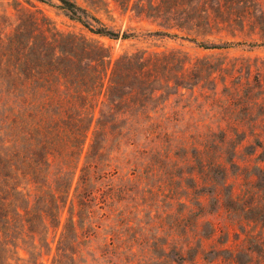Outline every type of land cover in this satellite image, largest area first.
Returning a JSON list of instances; mask_svg holds the SVG:
<instances>
[{"label": "rangeland", "instance_id": "obj_1", "mask_svg": "<svg viewBox=\"0 0 264 264\" xmlns=\"http://www.w3.org/2000/svg\"><path fill=\"white\" fill-rule=\"evenodd\" d=\"M137 1L130 0L127 5L125 0H77L107 27L127 35L110 39L88 32L50 4L0 0V18L12 26L18 16L31 13L60 32L98 39L110 47L111 65L124 53L146 61L159 58L158 78L164 92L153 105L161 104L160 108L166 104L165 112L177 114L180 120L181 132L171 138L145 140L116 131L102 133L97 138V155H93L98 109L107 110L104 104L99 105L79 163V168L85 160L97 163V172L90 171L84 189L81 172H76L61 216L62 228L71 215L70 200L77 204L83 194L99 189L93 193L92 203H97L94 208L101 225L77 254L76 262L108 264L99 255L105 236L111 229L124 230L118 224L124 218L133 226L127 233L123 231L126 237L134 233L152 241L154 236H161L156 252H162V242L166 241L171 252L163 264L175 258V248L186 259L195 256L197 260L182 264H211L212 260L214 264H264V136L249 134L253 127L246 116L241 122L224 123L225 134L214 124L196 127L197 122L207 120L203 109L214 97V83L220 91L223 78L229 80L236 68L244 73L249 67L260 69L264 83V0H164L159 8L151 7L150 0H140L144 6ZM202 44L227 47L204 48ZM167 83L170 88L165 87ZM176 84L187 88L177 92ZM252 113L256 117L258 111L252 109ZM122 122L125 118H118L117 123ZM236 128L242 130L240 134L233 133ZM103 170L105 176L96 178ZM76 212L77 206L74 220ZM213 228L214 235L209 237ZM56 241L57 237L50 252L43 248L44 264H51ZM17 256L18 264H25L28 253L21 244ZM142 258L155 264L156 254L147 251L146 257H129L140 262Z\"/></svg>", "mask_w": 264, "mask_h": 264}, {"label": "trees", "instance_id": "obj_2", "mask_svg": "<svg viewBox=\"0 0 264 264\" xmlns=\"http://www.w3.org/2000/svg\"><path fill=\"white\" fill-rule=\"evenodd\" d=\"M36 1L55 6L99 37H127L126 33L107 27L77 0ZM125 1L128 5L130 0ZM163 3L164 0H150L149 5L159 8ZM137 5L144 6L140 0ZM159 60L151 57L146 61L124 53L111 65V49L98 39L82 33L60 32L49 21L31 13L18 16L15 26L0 18V264H18L20 244L28 253V258L23 259L25 264H44L42 250L48 248L50 252L56 237L51 264H78L77 254L97 235L101 217H97L94 208L97 203L92 201L93 193L99 189L83 194L77 204L70 200L71 215L62 228L61 216L76 172H81L83 189L89 183L90 171L97 172V163L85 160L80 168L79 163L100 104L107 106V110L98 109L90 154L97 155L98 136L110 131L145 140L171 138L181 132L177 114L165 112L166 104L160 108L161 104L153 105L164 92L158 78ZM227 79L221 81L220 91L214 83V97L203 109L207 120L197 122L196 127L210 128L214 124L225 134L224 123L241 122L246 116L253 127L249 134L264 136L261 70L249 67L244 73L242 68H236ZM176 86L177 92L187 88ZM165 87L171 85L167 83ZM252 109L258 111L256 117ZM122 117L126 122L118 124V118ZM240 131L236 128L233 133ZM135 171L136 168L132 173ZM105 173L103 170L95 177L99 179ZM118 221L124 230L111 229L99 254L108 264H151L144 258L142 262L129 259L135 255L146 257L147 251L156 254L155 264L169 259L171 249H166V241L162 242V252L155 251L161 236H154L152 241L134 233L126 237L123 231L127 233L133 226L124 218ZM214 232L213 228L209 237ZM172 254L175 258L169 264L197 262L195 256L186 259L176 248Z\"/></svg>", "mask_w": 264, "mask_h": 264}]
</instances>
